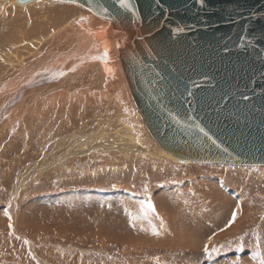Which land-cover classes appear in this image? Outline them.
Instances as JSON below:
<instances>
[{
    "label": "bare ground",
    "instance_id": "obj_1",
    "mask_svg": "<svg viewBox=\"0 0 264 264\" xmlns=\"http://www.w3.org/2000/svg\"><path fill=\"white\" fill-rule=\"evenodd\" d=\"M59 3H63V2H55L51 0H32L24 4H19L17 3L16 0H0V114H1L0 122L3 116H5L4 118L7 119L11 114H26L29 110H31L34 114H38L37 109H39L41 105H46L44 108L47 110L49 109L55 110L57 106H59V108L60 107L64 108V106L68 105L66 104V102H69L71 99L73 102L78 103L77 95H81L80 104L81 103H87V104L91 103L88 100L89 98H93L99 101H104L109 106L115 105L117 109H114V110H115V113L118 115H116V117L112 115V116L105 118L103 124H108L110 122L113 128H111L110 130H105V129L98 130L96 135H97V139L100 140V142H97V139L93 140V138L90 139L89 137H87L86 134L90 128L87 126H83L79 132L78 131L67 132L69 133L68 134L69 136L65 137V139L63 140L58 141L57 143H53L47 148L46 152L44 151L43 157L39 160V161L42 160L43 162L41 161L42 164H40L38 169H36L35 167L34 169L33 168L29 169L28 167L27 170H25V172L27 173L26 175H29L35 171L37 172L42 171L43 175H45L44 173H46L47 170L51 172L52 174L54 171H57L58 168H60V166L62 167L65 165V167L62 168L64 169L63 174L68 173V175L73 174L75 176L79 174L78 173L79 170L77 171L74 168H80V167L84 168L85 167L83 170L84 174L81 177L79 176L80 179L81 178H84V179L87 178L88 180L90 178L95 179V176H98L101 178H107V179L111 177L113 179H120L119 175L117 174L123 170L128 169L124 165H126V163H128L129 161L133 164H136L137 165L136 167L138 168L139 167L142 169L149 168L153 170L154 173L161 170V174L164 171H168V169L173 170V169L178 168L179 170V168L183 169L185 166H188V165H193V166L207 165V167L208 165H214V164H198V163H191V162H186V161L185 162L178 161L176 158H173L170 155H168L166 152H164L155 143V141L153 140V138L147 131L146 127L144 126L143 121L140 115L138 114L136 107L134 105V102L132 100L128 82L125 77L124 71L122 69L123 66L121 63V57L119 56V52L117 49V44H116L117 41H116V36H115L116 31L114 32L115 23H113V21H110L108 19L97 16L87 9L86 10L88 12L80 9L79 7L71 6L72 5L71 3H69L71 5H62L67 10L65 11V13L68 12V15H64L63 13L64 10L62 11L61 9V12L59 14L57 13L55 15L53 11H49L47 12L48 16H45V13L42 11L44 9V6H47L49 4L50 7L56 6V5H58L59 7ZM116 24H117L116 28H118V26L120 25L119 23H116ZM107 105L106 107H108ZM123 106L125 107V109L129 107V108H132L133 110L132 115H133L134 122L128 126L123 123L124 115L120 114L122 111L120 107H123ZM84 115L87 117L86 114ZM64 122H66L68 126L69 125L68 123H70V120H67V121L65 120ZM96 122H97L96 123L97 127H99L102 124L99 118H96ZM114 123L117 125L114 126ZM134 123H137V124L134 125ZM142 128L144 130H142ZM3 131L0 130V136H3V133H4ZM143 131H145L146 134L145 132L143 133ZM29 133H31L30 130H29ZM32 147L33 146L31 145L30 148ZM90 154L92 155V158H93L92 160H94V164H98V166L102 165L100 170L93 171L91 167L90 169L87 170V167L85 165L89 166L87 162L89 160L82 163V161L84 159L86 160ZM120 164H122V166ZM9 165L11 166V164ZM223 166H234V165L225 164ZM236 167L264 168V166H261V167L260 166H236ZM211 168H213V166ZM7 169H8V166H7ZM230 172H231V169H230ZM148 174H150V172H148ZM186 174L187 173H184V176L182 177V179L186 177ZM18 175L19 177L17 178L22 181L23 178H20V177H22L23 175L21 174H18ZM34 175L35 174H32V177ZM52 175L54 176L55 174H52ZM66 175L59 176L60 177L59 179H61L59 182H63L65 180L64 177ZM41 176L42 175H40V177ZM48 176H50V174ZM51 176H50V179H51ZM35 178H34V181H35ZM75 179H77V177H75ZM182 179L180 180L182 181ZM101 180L103 181V179ZM184 180H185L184 182L185 185L183 184L182 186L181 184H179L180 187L174 189V191L172 192L167 191L168 194L172 193L171 197L175 195V201H174L176 203L175 208L177 207L182 213H188V214H194V215L196 214L199 215L198 210L200 208L204 209V207H206L207 209L208 204H209V209L210 208L215 209L216 206H214V203H212L213 198L217 196L220 197V195L217 192H212V190H216L215 188H217L214 182L216 180V183H219L218 176H214V175L196 176L195 179H192V177L191 178L186 177ZM167 182H173V181H167ZM207 183H210V184H207ZM28 184H29V181L27 182V185ZM162 184L163 183L160 182L158 185H162ZM40 187L41 186H39V188ZM1 189L2 188H0V191ZM190 189L194 190L195 192L193 193L190 192ZM115 190H118V189L116 188ZM19 191L20 190H18V192ZM84 191L85 189L81 192H84ZM98 191H94V193L96 194V192L98 193ZM23 192H26V191H23ZM119 192L120 194L121 193L123 194L122 190ZM14 193H13V196L17 192L15 194ZM88 193L85 192V195L83 196H85L86 198V195H88ZM159 193L161 194V191ZM95 194L93 195L95 196ZM99 194H103V193L99 192ZM168 194H165V195H168ZM220 194L224 197L226 196L222 192H220ZM58 195L62 196L63 194H58ZM72 195H69V196H72L73 198L77 196V194L75 196L74 194ZM162 195L164 199L165 196L163 192H162ZM15 197L11 196L10 200L6 202L3 201L4 202L2 205L3 207L1 206L3 210V214L1 213L2 211H0L1 213L0 215V252H2L0 253V260L2 261L4 260V258L5 259L6 258L15 259L16 257V259L20 261L19 262L20 264H37L36 261L42 262V260H40V257L38 256H36L38 257L36 261H34L35 259L34 260L32 259L31 253H33V251L40 250L39 254L37 255L46 257L50 261H51V258H54L53 252L50 250H41V249L32 250L31 248L32 241L36 243V244L33 243L36 247L39 246L38 245L40 243L39 241L42 242L43 237H45L44 234L50 235L52 237L56 236L58 239L60 238L61 240H64V236H66L69 238L72 237L75 240L77 239L92 240L95 243H99V244L100 243L101 244L102 243L104 244H107V243L115 244L116 243V244L121 245V248H123L125 251H129V252H133L135 249H139V248L145 249L146 244L144 243V241L147 244L150 242L152 243L153 236L151 235V231H149L148 225L145 227L144 223H151V221H153L156 223L152 222L153 224H150V226L154 227V226L160 225L159 221L161 218L158 215L165 212V210H163V208L161 210L160 205L158 204L159 205L158 206L157 203L151 198H149L148 201L142 200V202H137V201L135 202L134 201L135 199H134L133 200L134 202L131 203L132 206H128L127 208L125 204L127 205V203H129L130 200H128L127 203L124 200L125 204L123 205V207L125 208L128 216H126L127 217L126 221L122 219L123 220L122 225L123 223H126L128 224V227L126 229L124 228L125 230H123V232H112L111 233V232L106 231L104 228L102 229V227L96 226L95 224H92V226L94 227H91V228L86 227L85 229L80 228L75 225L70 226L68 223H62L59 225H55V223L53 222L54 224H52L51 223L52 221H51L49 224H46L47 220L42 222L38 226H31L29 224L24 223V220L22 218L23 214L19 212L17 208V206L20 204L17 205L15 201H13L12 199ZM129 197L130 196H128V198ZM56 198H59V197H56ZM225 198H228V197H225ZM94 199H97V198L95 197ZM161 199H162V196L158 201H160ZM191 199H197L198 201L195 202ZM38 200H39V197H38ZM199 200H200V203H199ZM30 201H32L33 203L35 202L33 201V199H31ZM67 201L73 203L70 198H68ZM73 201H76V200H73ZM117 201L119 203V199H117ZM165 201H169V200L167 199ZM170 202H171L170 205L174 204L172 203V201ZM149 203H151V205L153 206L154 211L146 212V218H145V215L140 214V206L141 205L146 206ZM36 204L38 205V203ZM119 207L121 209L123 208L122 206H119ZM227 207L228 206H224V207L218 206L217 209H219V212H222L223 209H226ZM240 207L241 208L238 211L236 210V213H237L236 220L238 223L235 220L234 225L232 224L231 227L227 231L225 230L224 236H228V235L230 236L234 234L237 231L236 228L238 227V225L240 226L243 223L242 221L240 222V219L242 218V215L244 214L242 213V211H244V204L241 203ZM5 212L8 213L7 216H5L4 214ZM162 218H166V217H162ZM213 218L216 219V216L215 217L213 216ZM187 219L189 218L187 217ZM90 220L92 221L93 218ZM9 224H11V227H9ZM219 224L220 223H218V225ZM122 225L120 226L118 225V227L123 228ZM221 227L219 228L216 227V228L221 229ZM128 228L131 230V233L129 235L126 234L127 232H129L127 231ZM158 228H160L161 230L160 232L163 231L162 233H164L163 236L161 237H164L163 239L165 240V242H168L171 239V237H169V235H167L166 231L164 230L165 229L164 224L162 227L158 226ZM152 231H153V228H152ZM167 236L170 239H167ZM171 240L174 241L173 242L174 244L180 243L178 244V246L182 245L181 242H184L187 245L190 244L187 236L182 237V235H180L178 237V235H176ZM213 241H214V238H212L207 245L211 244ZM157 242L158 243L156 244L154 243V244L155 245L159 244V240ZM165 242L162 241V244ZM16 243H18V245L14 246L13 244H16ZM166 244H169V243H166ZM36 247L34 248L36 249ZM48 254H51V255H48ZM32 261H34V263ZM10 262H12V260ZM50 264H97V263L85 262L83 259L81 260L80 257L75 258V259L74 258L69 259L67 257H63V258L55 257L53 262H51Z\"/></svg>",
    "mask_w": 264,
    "mask_h": 264
},
{
    "label": "rangeland",
    "instance_id": "obj_2",
    "mask_svg": "<svg viewBox=\"0 0 264 264\" xmlns=\"http://www.w3.org/2000/svg\"><path fill=\"white\" fill-rule=\"evenodd\" d=\"M71 4L59 3V7L58 5L50 7V5L48 4L47 6H44V9L42 11L45 13V16H48L47 12L53 11V13L56 15L57 13L59 14L62 9V11L64 10L63 12L64 15H68V12L65 13V11L67 10L62 5H71V6L79 7L80 9L87 11L80 5H77V4L75 5L73 3ZM80 98H81V95H77L78 103L73 102L71 99L69 102H66V104L68 105L64 106V108L60 107L61 109L59 108V106H57L55 110L54 109L47 110L44 108L46 105H41V107L37 109L38 114H34L31 110H29L26 114H11L7 119L4 118L5 116H3L0 122V130L3 131L4 129L3 136H0V183H1L0 188H2L1 189L2 192L0 191V207L3 205L4 202L10 200L11 196L15 197L16 195V197L12 199L13 201H15L17 205L20 204L17 206V208H18V211L23 214L22 218L24 220V223L29 224L31 226H38L46 220H47L46 224H49L51 221H52L51 223L52 224L55 223V225H59L62 223H68L70 226L75 225V226H78L84 229L86 227H89V228L94 227L92 226V224H95L96 226L102 227V229L104 228L106 231L112 233V232H123V230H125L128 227V224L126 223H123L122 225L123 220L126 221V218H127L126 216H128L125 208L123 207L121 209L119 207V206H122V201L125 200L127 203V201L130 200V202L127 203V205L125 204V202H123V205L125 204L127 208L128 206H132L131 203H133L134 201L135 202L136 201L142 202V200L148 201L149 198H151L157 203V205L158 204L160 205L161 210L162 208L163 210H165L164 213H161L158 215L161 218L159 221L160 225L158 226H161L164 224V228H165L164 230L166 231L167 235L171 237V239L176 235H178V237L180 235H182V237L187 236L190 244L187 245L186 243L181 242L182 245L178 246V244L180 243L174 244L173 243L174 241L168 238V236H167V239H170V240L168 242H165V240L163 239L164 237H161L164 234L162 233L163 231L160 232L161 230L160 228H158V226H154V227L150 226V224H153L152 223L153 221H151V223H144V226L146 227L148 225L149 231H151V235L153 236L152 237L153 244L151 242H150L151 244L150 243L147 244L144 241V243L146 244L145 245L146 248L145 249L144 248L135 249L133 252L125 251L123 248H121V245L116 244V243L115 244H111V243L109 244L100 243L99 244V243H95L92 240H82V239L75 240L72 237L69 238L66 236H64V240H61L60 238L58 239L56 236H54L55 237L54 238L47 234H44L45 237H43L42 242L41 241H39L40 243L37 242L39 243L38 247L34 245L36 244L35 242L33 241L31 242L32 250H37V249L50 250L53 252L54 258L55 257H59V258L67 257L69 259H72V258L75 259V258L80 257L81 260L83 259L85 262H95L97 264H232L233 261H236L237 264H264V168L236 167V166H223V165H222L223 167L220 165H208V167L207 165L205 166L204 165L203 166L188 165V166H185L183 169L179 168V170L178 168L173 169V170L168 169V171H164L161 174V170L154 173V171L149 168L147 169L146 168L142 169L140 167L138 168L136 167L137 166L136 164H133L129 161L128 163H126V165H124L128 169L123 170L117 174L119 175L120 179H113L112 177L107 179V178H101L98 176H95V179L94 178L92 179L90 178L89 180L87 178L80 179V177L84 174L83 170L85 167L84 168L82 167L74 168L77 171L78 170L80 171V172L78 171L79 174L75 176L73 174L68 175V173H66L68 175L67 176L66 174H63L64 169H62L63 167H65V165L62 167L60 166V168H58L57 171H54L52 173V174H55L54 176L48 170L46 173H44L45 175H43L42 171L41 172L35 171L29 175H26L27 173L25 172V170H27L28 167L29 169H32V168L34 169V167L38 169L40 164H42L41 163L42 160L41 161L39 160L43 157L44 151L46 152L47 148L53 143H57L58 141L63 140L65 139V137L69 136L68 135L69 133L67 132H76V131L79 132L83 126H87V127H90L86 134L87 137H89L90 139L93 138V140H96L97 139L96 133L98 132V130L100 129L110 130L111 128H113L110 122L108 124H103V122L106 117H109L112 115L116 117V115H118L115 113V110H114V109H117L115 105L109 106L107 105L106 102L99 101L93 98H89L88 100L91 103H88V104L81 103L80 104ZM106 105L108 107H106ZM120 108L122 110L120 114L124 115L123 123L127 126L133 123L134 119L132 115L133 114L132 108L127 107V109H125L124 106ZM84 114H86L87 117ZM96 118H99V120L102 122V124L99 127L96 126V123H97ZM65 120L66 121L70 120V123H68L69 124L68 126L66 122H64ZM136 124L137 123H134V125ZM115 125L117 124L114 123V126ZM29 130L31 131V133H29ZM142 130L144 129L142 128ZM144 132L145 131H143V133ZM6 137L10 140H8ZM97 142H100V140L97 139ZM31 145L33 146L32 148H30ZM92 159H93L92 155L90 154L86 160L84 159L82 161V163L89 160L87 161L89 166L85 165L87 167V170L90 169V167L93 169V171L100 170L102 165L98 166V164H94V160ZM9 164H11V166ZM120 165L122 166V164ZM7 166H8V169L10 168L9 170L7 169ZM210 166L211 167L213 166V168H211ZM224 169L226 170L227 173L225 172ZM230 169H231V172H230ZM148 172H150V174H148ZM183 172L187 173L186 177L188 178L192 177V179H195L196 176H212V175L218 176L219 183H216V180L214 182L217 188H215L216 190H212V192H217L220 195V197L217 196L213 198L212 203H214V206H216L215 209L213 208L209 209V204H208L207 206L208 208L207 209L206 207H204V209L200 208L198 210L199 215L196 214L197 215L196 216L194 214L182 213L177 207L175 208L176 206V203L174 202L175 195L171 197L172 193L168 194L167 191H171V192L174 191V189L180 187L179 184L183 186L185 182L184 179L186 178L185 177L184 179H182V177L184 176ZM164 173H166L167 175ZM18 174L23 175L22 177H20V178H23L22 181L17 178L19 177ZM32 174H35V175L32 177ZM49 174L50 176L52 175L51 179H50V176H48ZM59 174L66 175L65 176L66 178L64 177L65 180L63 182H59L61 180L59 179L60 178L59 176H61ZM40 175L42 176L40 177ZM224 176L226 177V179ZM75 177H77V179H75ZM34 178H35V181H34ZM101 179H103V181ZM180 179H182V181ZM28 181H29V184L27 185ZM167 181H173V182H167ZM160 182L163 184L158 185ZM207 184H210V183H207ZM39 186L41 187L39 188ZM116 188L118 190H115ZM84 189L85 191L81 192ZM18 190L20 191L18 192ZM121 190L123 194L121 193L119 195V203H118L113 193H117ZM23 191H26V192H23ZM94 191H98V193L96 192L95 194ZM160 191H161V194L159 193ZM14 192L15 193L17 192V193L15 194ZM85 192L87 193L89 192L88 195H86V198L85 196H83L85 195ZM99 192L103 193L102 194L103 197L101 194H99ZM162 192L164 193V196H165L164 199H163ZM190 192L193 193L195 191L190 189ZM220 192L225 194L226 195L225 197H228V198H225L224 196H222ZM13 193L15 194L14 196H13ZM58 194H63V195L61 196ZM72 194H74V196L77 194V196L73 198ZM93 194H95V196ZM165 194H168V195H165ZM69 195H72V196H69ZM128 196L130 197L128 198ZM161 196H162V199H161L162 201L161 200L158 201L161 198ZM38 197H39V200H38ZM56 197H59V198H56ZM95 197L98 199V201L97 199H94ZM68 198H70L74 204L71 202H68L67 201ZM31 199H33V201L35 202L33 203L32 201H30ZM167 199L169 201H165ZM73 200H76V201H73ZM191 200L195 202L198 201L197 199H191ZM170 201H172V203L174 204L170 205L171 203ZM160 202H162L163 204ZM36 203H38V205ZM199 203H200V200H199ZM241 203L244 204V211H242V213L244 214L242 215V218L240 219V222L242 221L243 223L240 226L238 225V227L236 228L237 231L234 234L230 236L229 235L224 236L225 230L227 231L231 227V225L232 224L234 225L235 223L233 222L230 226L226 227V225H228V222L232 217L231 213L236 210L238 211L241 208L240 207ZM33 204L34 205L36 204V205L34 206ZM216 204L221 207H224V206H228V207L226 209H223L222 212H219V209H217L218 206ZM2 207L0 211H2L1 213L3 214ZM23 208L25 211L23 210ZM218 212L221 214H219ZM213 216L214 217L216 216V219L213 218ZM162 217H166V218H162ZM187 217L189 219H187ZM92 218L93 220L91 221L90 219ZM218 223L220 224L218 225ZM118 225L119 226L122 225L123 228L122 227L119 228ZM151 227L153 228V230L156 229L155 231L158 232L159 235H154ZM216 227L217 228L221 227V229H217ZM127 231L129 232H127L126 234L129 235L131 233V230L128 228ZM209 237H211V239L214 238V241L208 245L209 250L211 251V249L215 248L218 251L212 253L211 255H205L204 245L210 242ZM158 240H159V244L155 245L156 243H158L157 242ZM162 241L165 242L163 243L164 245L162 244ZM166 243H169V244H166ZM13 245L16 246L18 245V243L13 244ZM34 247H36V249ZM39 252L40 250L33 251L34 254L31 253L32 259L33 260L35 259L34 261H36L38 257H40V260H42V262L36 261L37 264H50L51 262H53L54 258H51V261H50L46 257L37 255L39 254ZM48 255H51V254H48ZM11 260L12 262H10ZM34 261L32 262L34 263ZM19 262L20 261H18L16 257L15 259H7V258L5 259L4 258V260L2 261L0 260V264H20Z\"/></svg>",
    "mask_w": 264,
    "mask_h": 264
},
{
    "label": "water",
    "instance_id": "obj_3",
    "mask_svg": "<svg viewBox=\"0 0 264 264\" xmlns=\"http://www.w3.org/2000/svg\"><path fill=\"white\" fill-rule=\"evenodd\" d=\"M51 1L115 23L132 100L164 152L264 166V0Z\"/></svg>",
    "mask_w": 264,
    "mask_h": 264
},
{
    "label": "snow or ice",
    "instance_id": "obj_4",
    "mask_svg": "<svg viewBox=\"0 0 264 264\" xmlns=\"http://www.w3.org/2000/svg\"><path fill=\"white\" fill-rule=\"evenodd\" d=\"M120 2H121L122 5L124 4V0H120ZM150 211H154L153 206L151 205V203L147 204L146 206L145 205H141L140 206V214L145 215V218H146V212H150ZM4 214H5V216L8 215L7 212H5ZM236 215H237L236 211H233L232 217L229 220L228 225H226V227L227 226H230L235 221ZM130 216H131V214H130ZM9 219H10V217H9ZM162 226L163 225H161V227ZM9 227H11V224H9ZM153 234L154 235H158L159 233L156 232L155 230H153ZM209 240H211V237H209ZM216 251H218V250L215 249V248L211 249V251H210L207 244L204 246V253H205V255H211L212 253H214ZM232 264H237V262L236 261H233Z\"/></svg>",
    "mask_w": 264,
    "mask_h": 264
},
{
    "label": "crops",
    "instance_id": "obj_5",
    "mask_svg": "<svg viewBox=\"0 0 264 264\" xmlns=\"http://www.w3.org/2000/svg\"><path fill=\"white\" fill-rule=\"evenodd\" d=\"M100 193H102V192H100ZM101 195H102V194H101ZM113 195H114V197H115L116 199H119L120 192L113 193ZM123 202H124V201H122V207H123ZM153 223H156V222H153Z\"/></svg>",
    "mask_w": 264,
    "mask_h": 264
}]
</instances>
